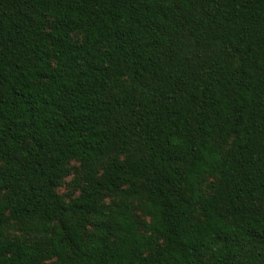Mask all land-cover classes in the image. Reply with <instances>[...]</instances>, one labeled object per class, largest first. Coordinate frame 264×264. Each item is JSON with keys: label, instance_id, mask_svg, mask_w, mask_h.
<instances>
[{"label": "trees", "instance_id": "obj_1", "mask_svg": "<svg viewBox=\"0 0 264 264\" xmlns=\"http://www.w3.org/2000/svg\"><path fill=\"white\" fill-rule=\"evenodd\" d=\"M0 264H264V0H0Z\"/></svg>", "mask_w": 264, "mask_h": 264}, {"label": "rangeland", "instance_id": "obj_2", "mask_svg": "<svg viewBox=\"0 0 264 264\" xmlns=\"http://www.w3.org/2000/svg\"><path fill=\"white\" fill-rule=\"evenodd\" d=\"M72 166L74 168H76L77 166L72 164ZM73 180V175L68 176L64 181L63 184L61 185L60 188L57 189V193L62 195V196H67L68 193L70 192V190L72 189L71 187V182Z\"/></svg>", "mask_w": 264, "mask_h": 264}]
</instances>
